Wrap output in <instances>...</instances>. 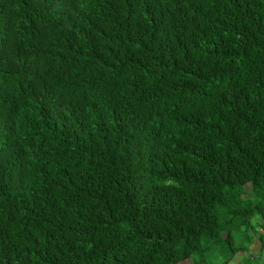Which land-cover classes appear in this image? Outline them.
Wrapping results in <instances>:
<instances>
[{"label":"trees","instance_id":"obj_1","mask_svg":"<svg viewBox=\"0 0 264 264\" xmlns=\"http://www.w3.org/2000/svg\"><path fill=\"white\" fill-rule=\"evenodd\" d=\"M257 213L264 0H0V264H264Z\"/></svg>","mask_w":264,"mask_h":264},{"label":"rangeland","instance_id":"obj_2","mask_svg":"<svg viewBox=\"0 0 264 264\" xmlns=\"http://www.w3.org/2000/svg\"><path fill=\"white\" fill-rule=\"evenodd\" d=\"M246 188V195H249L251 192V186L250 184H247L245 186ZM252 225L256 232L262 235L264 228V217H262L260 214H255L252 218ZM264 238V236H263ZM241 247L246 248V245L244 244ZM248 247V246H247ZM243 251V250H242ZM239 251L232 255L231 258L228 259V255L230 251L222 250L220 253H207L206 258H204L203 261H201L199 264H223L225 261H227V264H238L240 261L244 260V254L245 251ZM262 251L260 261H264V250L261 249V243L259 242L258 238H255L254 243L252 244V253H256ZM180 264H192V261L190 259H186L180 262Z\"/></svg>","mask_w":264,"mask_h":264}]
</instances>
